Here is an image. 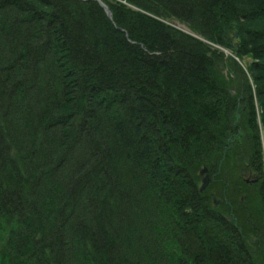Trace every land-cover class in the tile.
<instances>
[{
  "label": "trees",
  "instance_id": "trees-1",
  "mask_svg": "<svg viewBox=\"0 0 264 264\" xmlns=\"http://www.w3.org/2000/svg\"><path fill=\"white\" fill-rule=\"evenodd\" d=\"M102 1L0 0V264H264V0Z\"/></svg>",
  "mask_w": 264,
  "mask_h": 264
},
{
  "label": "bare ground",
  "instance_id": "bare-ground-1",
  "mask_svg": "<svg viewBox=\"0 0 264 264\" xmlns=\"http://www.w3.org/2000/svg\"><path fill=\"white\" fill-rule=\"evenodd\" d=\"M100 1L103 2L102 0H100ZM103 4H105V3L103 2ZM108 10H109V8H108ZM107 16L111 17V12H110V15H107ZM178 21H180V20H178ZM187 29L188 30L184 29V31L189 33V34H192L193 36H196V37H199L200 39H202L200 36L196 35L189 28H187ZM262 146L264 147V142L262 143ZM204 168H206V167H202L198 171V174H199L198 178H199V180H202L205 176H207L208 181L210 183L212 181V172H209L208 169H206V171H205ZM202 170H204V171H202ZM256 194L260 195V191L258 190L256 192ZM241 196H242V200H238V201H242L244 204H248V202H249L251 205H254V203H252V199L253 198L248 197L246 191L243 190ZM239 199H240V197H239ZM218 202H220V200L217 201V203ZM261 202H262V205L264 206V197L261 198ZM241 208L243 209V211H239L240 209H238V210H236V211H238L237 215H235V216H230L229 215V216H227L226 219L228 220V222H230V223L235 225V226L232 225V227L235 228L236 230H239L238 227H241V228L245 229L247 232H249V234L252 236L259 229V226L257 224L261 223L264 220V217L263 216L257 217L258 216V212L255 210L256 209L255 207L253 208L251 206L250 209L243 208V207H241ZM263 214H264V211H263ZM228 227H229V225H228ZM228 227H227V225L225 226V228H228ZM232 227H231V229H232ZM251 241L252 242H249V245L257 253V255L259 253H261V255H264V246H263L264 245L263 244L264 240H262V239L258 238L257 236H255V237H253L251 239Z\"/></svg>",
  "mask_w": 264,
  "mask_h": 264
},
{
  "label": "rangeland",
  "instance_id": "rangeland-1",
  "mask_svg": "<svg viewBox=\"0 0 264 264\" xmlns=\"http://www.w3.org/2000/svg\"><path fill=\"white\" fill-rule=\"evenodd\" d=\"M98 1V0H97ZM99 2V1H98ZM101 5V4H100ZM170 23H171V21H170ZM172 25H174L175 27H177V28H179V29H181V30H188L187 28V26L185 25V24H183V23H180L179 21H172ZM234 34L235 35H237L236 34V32H234ZM218 47L219 49H221V51H223V54L224 55H229V56H232V57H234L235 58V60L240 64V66H242L243 67V65H244V63H245V61H247L248 60V57L247 58H244L243 60H240V59H238L235 55H233L232 54V52L229 50V49H225V48H222V47H219V46H216V45H213V46H211V47ZM259 111H260V108H258V107H255V113H257V116H258V113H259ZM260 128H259V132H260V138L262 139V141H263V138H264V128H263V126H259ZM262 156H263V159H264V147L262 148ZM256 175H258V176H256V179H252V181H249V179H251L250 177H248V179L247 178H243V180H244V184L246 185V187H248V185H252L253 183H255L254 181L256 180V182H259V181H257L258 179L259 180H261L262 179V185H264V170H263V172H261V173H259V174H256ZM246 177H247V175H245ZM257 177H258V179H257ZM246 182V183H245ZM209 185V181L207 182V185L206 186H208ZM241 185V183L239 182V184H237L236 185V187L233 189V188H230L227 192L229 193V194H231L232 195V197H231V199H229L230 200V202H231V206H236V207H243V208H248V209H250V207H251V204L248 202V204H244L242 201H239V202H237V201H235L234 200V198H233V196H235L236 194H239L238 195V197H240V199L239 200H242V196H241V194H242V192H243V190L244 189H241L242 187H239ZM205 186V187H206ZM215 191H217L216 189H217V187H216V189L215 188H213ZM218 194V193H217ZM218 195H216V197H217ZM217 201H219L218 200V198L216 199ZM216 204H218V203H216ZM253 207V206H252ZM254 208V207H253ZM263 217H264V214L262 215ZM257 217H259V216H257ZM261 217V216H260ZM258 226H259V229L257 230V232L254 234L255 236H257L258 238H260V239H262V240H264V220L261 222V223H258L257 224ZM262 227V228H261ZM254 235H252V237H255ZM264 244V243H263ZM264 246V245H263Z\"/></svg>",
  "mask_w": 264,
  "mask_h": 264
},
{
  "label": "water",
  "instance_id": "water-1",
  "mask_svg": "<svg viewBox=\"0 0 264 264\" xmlns=\"http://www.w3.org/2000/svg\"><path fill=\"white\" fill-rule=\"evenodd\" d=\"M101 4V6L104 8V10L106 11L107 15H110V11L108 10L107 6L105 4H103V2H101L100 0H98ZM204 170L206 171V168H204ZM202 170V171H204ZM208 182V178L207 176H205L202 180H201V184L199 186L200 190H203L205 188V186L207 185ZM216 203V201L214 202Z\"/></svg>",
  "mask_w": 264,
  "mask_h": 264
},
{
  "label": "flooded vegetation",
  "instance_id": "flooded-vegetation-1",
  "mask_svg": "<svg viewBox=\"0 0 264 264\" xmlns=\"http://www.w3.org/2000/svg\"><path fill=\"white\" fill-rule=\"evenodd\" d=\"M242 175V174H241ZM247 175V177H244V178H247L248 179V177H252L251 179H249V181H252V179H256V176H258V175H256V174H253V173H247L246 174ZM257 179H258V177H257ZM257 181H259L258 183H259V185H261L263 182H262V179L261 180H257ZM254 182H256V180L254 181Z\"/></svg>",
  "mask_w": 264,
  "mask_h": 264
}]
</instances>
